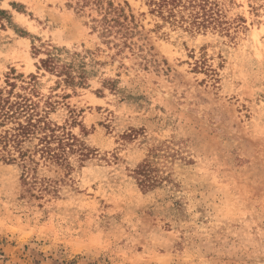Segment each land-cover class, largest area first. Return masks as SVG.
<instances>
[{
  "label": "rangeland",
  "instance_id": "obj_1",
  "mask_svg": "<svg viewBox=\"0 0 264 264\" xmlns=\"http://www.w3.org/2000/svg\"><path fill=\"white\" fill-rule=\"evenodd\" d=\"M115 1L128 45L74 0H0V88L32 82L86 147L33 187L0 162V264H264V0H209L201 31Z\"/></svg>",
  "mask_w": 264,
  "mask_h": 264
},
{
  "label": "trees",
  "instance_id": "obj_2",
  "mask_svg": "<svg viewBox=\"0 0 264 264\" xmlns=\"http://www.w3.org/2000/svg\"><path fill=\"white\" fill-rule=\"evenodd\" d=\"M74 1L75 8L81 11L86 8L96 11L92 28L107 38V42L118 45L116 39H121L123 45L130 44L137 23L135 16L126 11L127 2L124 6L115 0ZM147 3L151 12L163 20L188 29L206 30L218 23L220 17L209 0H147ZM41 63L50 71L66 75L65 81L72 82L70 68L58 66L50 55ZM16 78L18 76L8 77L6 86L0 88V162L19 166L22 183L33 187L39 160L68 166L71 154L79 153L84 159L86 147L66 124L60 125L50 119L54 105L49 100L42 102L35 95L32 82L18 86ZM135 172L144 190L153 188L155 180L150 178L146 163Z\"/></svg>",
  "mask_w": 264,
  "mask_h": 264
}]
</instances>
